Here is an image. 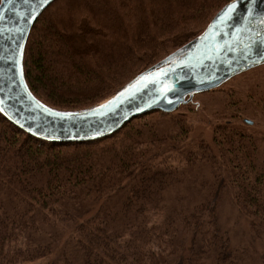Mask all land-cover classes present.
<instances>
[{"label":"trees","instance_id":"16d2710c","mask_svg":"<svg viewBox=\"0 0 264 264\" xmlns=\"http://www.w3.org/2000/svg\"><path fill=\"white\" fill-rule=\"evenodd\" d=\"M230 1L55 0L25 46L28 86L57 109L94 106L195 39ZM262 80L254 97L264 107ZM179 109L80 142L37 138L0 113V264L264 263L219 214L230 198L264 244V141L231 124L189 148L188 120L172 119Z\"/></svg>","mask_w":264,"mask_h":264},{"label":"water","instance_id":"95a60500","mask_svg":"<svg viewBox=\"0 0 264 264\" xmlns=\"http://www.w3.org/2000/svg\"><path fill=\"white\" fill-rule=\"evenodd\" d=\"M54 1L0 2V113L49 142L106 137L136 117L156 110L174 112L196 94L264 65V0H231L200 35L109 98L80 110L57 109L32 92L23 66L31 29Z\"/></svg>","mask_w":264,"mask_h":264},{"label":"rangeland","instance_id":"374dc122","mask_svg":"<svg viewBox=\"0 0 264 264\" xmlns=\"http://www.w3.org/2000/svg\"><path fill=\"white\" fill-rule=\"evenodd\" d=\"M263 78L264 67L257 71L248 70L215 90L195 95L189 108H180L172 119L188 120L191 132L187 141L190 145L187 147L192 148V141L195 140H205L209 144L216 142L219 134L231 124L243 126L249 134L254 131L264 141V107L256 103L254 97L258 85L263 83ZM171 158L168 161L172 164L178 162L176 156ZM174 158L177 160L174 161ZM219 214L221 224L230 230L238 247L247 248L253 245L264 256V244L249 231L247 220L236 212L230 198L222 201ZM261 260L257 264H264Z\"/></svg>","mask_w":264,"mask_h":264}]
</instances>
